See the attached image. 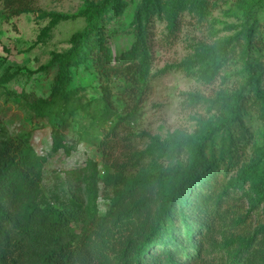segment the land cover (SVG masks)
<instances>
[{
	"label": "rangeland",
	"instance_id": "374dc122",
	"mask_svg": "<svg viewBox=\"0 0 264 264\" xmlns=\"http://www.w3.org/2000/svg\"><path fill=\"white\" fill-rule=\"evenodd\" d=\"M100 1L33 0L29 11L14 16L0 4V136H25L43 157L44 193L65 191L85 202L94 184L99 214L114 189L162 171L167 176L157 182L156 194L161 206L175 183L172 173L190 164L197 144H222L193 187L213 174L230 185L214 216L213 243L203 239V251L189 263L227 264L253 242L264 218L254 188L255 181L264 182V2L246 21L253 0H154L145 9L141 0H120L103 21L101 42L115 61L144 55L145 87L138 91L113 75L106 106L90 58L69 67L63 101L69 125L64 147L53 150L49 115L34 114L25 94L48 93L56 69L51 52L69 47L71 33L84 23L82 9ZM56 15L61 17L52 22ZM230 37L232 49L213 65L215 51ZM56 95L55 104L61 101ZM222 122L230 124L233 138L209 131ZM110 127V146L102 147ZM227 150L237 159L224 157Z\"/></svg>",
	"mask_w": 264,
	"mask_h": 264
},
{
	"label": "trees",
	"instance_id": "16d2710c",
	"mask_svg": "<svg viewBox=\"0 0 264 264\" xmlns=\"http://www.w3.org/2000/svg\"><path fill=\"white\" fill-rule=\"evenodd\" d=\"M32 2L0 0L8 16L29 11ZM141 2L145 9L154 0ZM262 2L253 0L245 8L246 21L253 8ZM119 6L120 0L86 5L80 12L84 23L71 33L69 47L51 52L50 59L56 63V69L48 93L25 94L34 114L49 115L53 150L64 147V131L69 125L68 110L63 103L64 89L70 80L69 67L90 58L99 80L100 98L106 106L111 102L108 81L113 75L122 76L138 91L145 87L144 55L133 62L115 61L101 42L103 21ZM59 17L54 16L52 22ZM234 39L228 38L215 51L213 65L225 59ZM143 48L139 45L140 53L144 52ZM57 92L61 101L55 104ZM209 131L233 138L227 122L215 124ZM1 134L0 264H190V259L203 251V239L213 243L214 216L230 181L219 183L213 174L194 187L193 184L204 162L211 160L222 144H197L190 164L172 173L175 183L161 200V206L157 204L156 194L157 182L167 176L162 171L144 179H132L126 186L114 189L108 206L99 214L94 184L85 202L65 191L44 193L39 168L43 157L35 153L27 137ZM112 134L110 127L100 140L102 147L110 146ZM226 156L234 160L238 157L232 150L225 151ZM263 183L255 181L254 188L263 202L264 214ZM73 224L78 226L77 230ZM253 235V242L232 253L227 264H264V218Z\"/></svg>",
	"mask_w": 264,
	"mask_h": 264
}]
</instances>
